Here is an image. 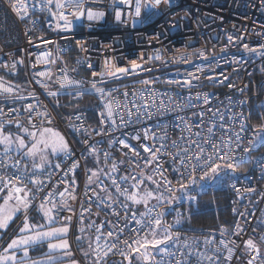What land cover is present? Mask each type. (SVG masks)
<instances>
[{
	"label": "snow or ice",
	"instance_id": "snow-or-ice-1",
	"mask_svg": "<svg viewBox=\"0 0 264 264\" xmlns=\"http://www.w3.org/2000/svg\"><path fill=\"white\" fill-rule=\"evenodd\" d=\"M94 2L95 0H35L36 6L47 20L48 28L57 33L73 30L75 23L85 16L90 22L104 19L105 11H94L91 7H87V4ZM162 4L169 5L170 0H113L114 21L118 25L134 27L146 18L142 13L146 12L150 16L159 11ZM12 7L22 19L29 15V8L24 0H16ZM125 8L127 11H124ZM37 22L39 21H32L33 24ZM53 23H55L54 28ZM172 26L177 25L173 22ZM257 35L264 36V32ZM245 38V35L227 36L229 46H242L250 56H257L264 60V43L250 47L248 43L243 42ZM32 43L34 41L29 40V44ZM55 43L54 40L42 36L38 38L37 47L44 45L51 48ZM77 45L82 49L84 47L80 41H77ZM60 51L61 49L57 47L56 52L60 53ZM226 52L227 47L221 49V53ZM193 56L200 58L201 62L196 63L192 59ZM144 58L145 54L141 53L140 60ZM147 59L161 61L160 50H156L154 55H148ZM220 60L237 66L243 64L242 58L234 57L232 60H224L221 56ZM213 61L216 62L215 65ZM161 62L162 65L182 62L190 65L193 70H185L181 78L161 81L159 77H152L137 80V83L144 85V88L138 90L139 94L134 91L131 99H129V93L125 91L122 94L124 100L121 102L112 96V93L118 90L108 88L107 84L118 81L124 76L135 77L151 73L153 69L138 63L136 59L131 60L128 66H116L106 59L102 68L96 70L95 65L88 58L86 70L91 71L92 79L89 82L90 86L84 87V81L76 80L69 75V72H75L77 69L60 67L59 55L54 57L50 51H42L36 55L33 69L36 65H44L45 70L34 72L30 80L44 90L42 95L58 98L64 94L62 91L64 89L69 90L67 94H74L77 98L83 94L96 95L98 97L96 107L100 109L98 113L100 128L95 135L103 136L114 133L117 128H127L139 123L142 131L134 129V134L131 136L124 132L122 138L109 140V147L114 148L119 145L121 151L127 150L129 159L136 160V168H140V159L144 161V168L152 166L151 174L148 175H145L143 169L135 171L123 160L113 161L107 168L98 167L87 170L85 175L88 179L84 193L87 199L80 201L78 213L69 203L78 199L74 194L77 190L76 175L77 170L82 166L74 150L60 132L45 126L46 123H51L50 113L47 105L41 101L35 91L30 92L28 97L19 95L18 85L5 82L3 78H0V230L7 229L18 213L24 214L22 226L19 227L17 235L0 250V264H61V261L65 260L69 264H78L67 239L75 219H78L80 224L86 225V228L79 229L81 233L87 230L95 232L94 246L93 243H89L87 250H82L89 264H111L108 258L116 254L122 257L121 264L123 261H127V264H192L193 259L196 264H204V261H207V264H221L222 249L227 251V256L224 257L226 262L233 259V252L237 250L233 246L234 241L221 239L220 247L213 249L212 254H208L199 249L195 239L191 241L184 239L181 242L180 234L172 231L181 224L183 217L179 211L176 212L174 224H168L164 217L177 201L187 200L190 207L198 202V195L206 190L205 186L201 184L200 192L196 195L189 191L190 186L196 185L198 180L219 179L221 173L224 177H228L229 173L235 174L241 164L250 162V151L258 146H264V122L250 125L248 121L251 116L229 109L228 119L231 125L225 126L224 116L228 113H222L219 109L212 111L211 93L197 94L195 97L191 95V89L199 86L201 79L217 84H225L230 80V76L217 72L220 61H217L215 55L208 56L204 50H197L193 53H182L173 57L171 61ZM83 63L77 60L78 65L83 66ZM22 64H24L23 59H14L11 63L4 64L2 69L12 73L18 65ZM53 66L59 69V74L51 70ZM261 71H264V67ZM53 76H55V83L59 85V89L55 91L49 86ZM161 82L166 83L169 89L175 86L181 91L188 90L189 95L181 97L180 93H176L177 101L182 100L183 103L177 102L174 108L170 107L173 103L171 91L158 93L154 90L155 83ZM227 87L236 89L232 83H227ZM246 90L247 86L239 89L241 94ZM163 97H167V102ZM28 100L31 102H25ZM114 102L119 105L120 111L113 112ZM235 103L245 106L247 98ZM229 105L234 106L231 98H229ZM198 107L200 110L196 111ZM151 108L157 109L159 117H164L168 113L176 114L174 123L180 136L177 140H172L170 145L166 143L168 139L166 135L158 136L153 128L144 126V120L150 122L152 119ZM125 110L127 120L124 119ZM186 110H192V115L187 117L179 115ZM207 112H211L212 115L206 117ZM217 116L220 118L219 123L216 122ZM117 117H119V123ZM197 117L207 120L209 126L206 133L204 128L196 123ZM76 120L82 121L83 117L77 115ZM236 124H239L238 130H234ZM13 126L15 131L10 130ZM163 126L170 127L169 124ZM160 127V123L154 126V128ZM250 128L252 135L237 158L235 150L242 146V141L247 137ZM81 129L85 137L83 140L85 151L80 155L85 161L95 156L96 163L99 165V149L96 144L102 143L103 140L93 142L89 130L83 128V124L81 128L73 125V131L81 132ZM217 129L220 132L219 137H217ZM133 140L137 141L136 145L131 143ZM158 141L160 144L157 147ZM169 146L175 151L167 152L166 148ZM110 155V152H104L105 165ZM61 156L71 161L70 167H62L64 161L59 159ZM54 160L58 162L54 163ZM21 161L28 163L22 166ZM167 164L171 167H166ZM121 165L124 175L120 174ZM57 171L62 172L63 175L49 190L46 185L51 183ZM197 174H199L198 180ZM170 175L178 177L176 186L169 180ZM105 179L110 183H105ZM231 179L234 180L235 176L233 175ZM29 184L31 188L28 187ZM229 186L235 189V183ZM111 189L115 190V199ZM235 190L237 195H240L241 190ZM254 191L255 189L249 187L244 190V193L250 194ZM37 198L41 200L38 206L35 204ZM93 202L98 209L96 213L98 219L100 211L106 213L99 224L88 219L92 215ZM140 206L143 207V211H140ZM33 208H37L42 223H34V218L29 216L28 213ZM65 211L70 215L63 216L62 213ZM237 212L238 209L234 208L233 213ZM246 214V212L240 213V216L243 217ZM110 217L114 218L115 222ZM54 224L60 226L53 227ZM258 226L264 227V223ZM105 227L109 229L106 234L103 231ZM129 229L135 233L134 238L131 242L127 239L120 241V234ZM244 231L243 225L238 221L231 235L239 237L244 234ZM225 234H228V230L221 227V235ZM257 236L264 243V235L257 233ZM83 238L78 236L76 242L80 243ZM45 242H47L48 251L42 257L32 259L30 250ZM203 243L207 246L214 244L215 241L206 238ZM243 246L246 254L251 256L246 264H257L258 261L264 264V254L261 253L256 241L249 238L243 241ZM157 255L160 259H157Z\"/></svg>",
	"mask_w": 264,
	"mask_h": 264
},
{
	"label": "built area",
	"instance_id": "built-area-1",
	"mask_svg": "<svg viewBox=\"0 0 264 264\" xmlns=\"http://www.w3.org/2000/svg\"><path fill=\"white\" fill-rule=\"evenodd\" d=\"M16 0H0V4L10 14L15 22L18 33L19 41L15 45H6L0 39V78H3L5 82L13 85H18V94L28 97L30 92L35 91L40 96L41 101L47 105L48 112L50 113L51 123H46L45 126L51 124H57L66 136L70 147L74 150L77 159L81 163V167L77 170L76 175V192L74 193L78 199L75 201H69V203L75 208L77 213L80 211V201L87 199L84 196L86 191L85 184L87 183L86 171L89 170L85 163L84 157L80 154L85 151L83 140L84 135L81 132L73 131V125L76 128H87L91 134L90 138L93 142L103 140L102 143H97L96 147L99 149V156L104 158V152L111 153L107 167H110L113 161L123 160L125 164H129L135 171L144 170V173L151 174L152 166L144 168L143 159L139 160L140 168H136V160L129 159L126 154L127 150L121 151V146L117 145L114 148L109 147V140L114 138H122V133L127 132L129 136L134 134V129H141L139 123L128 126L127 128H117L114 133H109L103 136L95 135V132L99 131V111L96 107L98 97L92 94H83L79 98L73 95L67 94L69 90H62L64 94L58 98L46 97L42 95L43 89L37 85L34 81L30 80V77L34 72L44 71V65H36L35 57L42 51H50L53 56L59 55L60 67H67L68 69H77L75 72H69V75L76 80L84 81V87L90 86L92 79L91 71H87V60L90 58L91 62L95 65L96 70H100L105 60H110L116 66H128L130 61L136 59L138 63H142L145 67L153 69L151 73L141 74L138 76H124L118 81H112L107 84L108 88H115L118 91L113 92L112 96L123 102V93L127 91L129 93V99L131 94L138 90L143 89L144 85L137 83V80L159 77L161 81L165 79L181 78L185 70H193L190 65L180 63H168L162 65L161 61H171L173 57L179 56L182 53H193L197 50H204L206 55H215L219 65L217 72H223L225 75L230 76V80L227 83H232L236 86V89H229L227 83L217 84L209 83L206 79H201L199 86L191 89V95L195 97L197 94L211 93L213 103L210 105L212 111L220 110L222 113H228L224 116V125H231V121L228 119V115L231 111L243 112L246 116L245 106H240L239 100L247 98V103L252 98V106L255 110H260L264 107V71L261 68L264 67V60L257 56H250L245 52L242 46H229L227 36H241L245 35L244 43H248L250 47H256L258 44L264 43V36L257 35V33L264 32V0H170L169 5H161L159 11L153 14V18L150 19L148 14L145 15L143 22H138L134 27L129 25H118L114 21V5L113 0H95L94 3L87 4V7H91L94 11H105L106 16L101 21H88L86 16L81 21H77L73 30L69 32L57 33L48 28L47 20L44 18V14L41 13L35 4V0H24V3L28 5L29 15L26 18H21L13 10L12 5ZM124 11H127L125 8ZM148 19V20H147ZM33 20H38L36 24H33ZM173 22L177 26H172ZM91 24V27L89 25ZM55 23H53V28ZM48 37L54 40L56 43L48 48L47 46L40 45L37 47L39 37ZM29 40L34 43L29 44ZM77 41L83 44V49L77 45ZM57 47L61 49L60 53L56 52ZM227 47L226 53H221V49ZM156 50H160L161 61L148 60V55H154ZM27 53V54H26ZM141 53L145 54L144 60H140ZM223 56L224 60L243 59V64L237 66L235 64H226L220 57ZM14 59H23L24 64L18 65L15 72L9 73L7 70L2 69V66L6 63H11ZM192 59L196 63H200V58L193 56ZM77 60L83 61V66L77 64ZM213 61V65H215ZM20 70V77L19 74ZM54 73L59 74V69L55 66L51 69ZM50 89L55 91L59 89V85L55 83V76L52 81L49 82ZM247 86V90L241 94L239 89ZM154 90L158 93L171 91L173 95V103L170 107H175L177 102L183 103L182 100L177 101L176 93H180L181 97H187L189 95L188 90L181 91V89L169 86L166 83H155ZM147 94V93H146ZM229 98L234 102L233 105H229ZM167 102V97H163ZM83 100V104L92 108V115L83 109H71L66 108L70 102H76ZM58 101V106H57ZM25 102H31L30 100ZM131 107V105H129ZM113 112L120 111V107L115 102L112 104ZM198 107L196 111H199ZM152 113L151 121L144 120V126L153 128L156 134L166 135L168 145L172 140H177L180 136L179 130L176 129L174 123L176 114L168 113L164 117L157 115V109L151 108ZM80 115L83 120H76V116ZM182 116H191L192 110H186L179 113ZM211 112L206 113V117H210ZM124 119L127 120V111L125 110ZM119 123V117H117ZM216 122H220L219 116L216 117ZM160 123V128H154V126ZM196 123L206 129L209 126L207 120H201L199 117L196 119ZM250 125V120L248 121ZM169 124L170 127L165 128L163 125ZM12 128H15L14 126ZM239 129V124L235 125L234 130ZM194 130H198L195 129ZM142 131V129H141ZM151 135V133H150ZM220 132L217 129V137ZM252 135V129L248 131L247 137L242 141V146L235 150L237 158L243 152V147L247 146L248 138ZM150 142V141H149ZM216 142L215 140L213 141ZM133 145L137 144V141H131ZM160 142H157V147ZM257 148L261 150H257ZM250 151V162L241 164L240 168H244L243 172H240L235 176V179H227L224 182V188L230 192L229 206L230 215L232 217V225L227 235H218L212 232L209 233H191L185 232L181 234V242L184 239L189 241L195 239L198 243L199 249L205 251L208 254H212V250L220 247L219 241L224 239L225 241H234L233 259L230 262H226L224 257L227 256V251L222 249L221 264H246V261L251 258L243 246V241L249 238L256 241L260 247L261 253L264 254V243H262L257 236V233L264 235V227H259L261 223H264V146H258ZM167 152H174L172 147L166 148ZM142 153V149H141ZM142 155H144L142 153ZM18 159V157H17ZM63 160V168L70 167V160H65L63 156L59 158ZM58 162L57 160L53 161ZM259 162V164H258ZM26 162L21 161V164ZM166 167L170 168L171 165L167 164ZM90 174V173H89ZM121 175H124V169L121 165ZM63 173L57 171L53 176L50 184L46 187L51 190L52 185L57 183V180ZM199 174H197L198 178ZM169 180L176 186L178 184V177L176 175H170ZM105 183H110V181ZM235 183V189H240V195L234 188L229 185ZM29 188L32 186L29 184ZM253 188L255 191L250 194H245L244 190L247 188ZM62 190V188H61ZM113 192V199H115V190ZM46 194V193H45ZM90 195V193H89ZM106 195V194H105ZM40 198H37L35 204H40ZM87 206V205H86ZM238 209L237 213H233V209ZM34 209V208H33ZM32 209V210H33ZM31 210V211H32ZM30 211V212H31ZM92 215L89 220L95 221L97 224L100 220L104 219L106 213L104 211L99 212V219L96 216L98 211L96 203L91 205ZM111 210H109L110 212ZM29 212V213H30ZM247 213L241 217L240 213ZM28 213V214H29ZM63 216L70 215L65 211ZM123 215V213H121ZM24 217V214L22 215ZM111 218V217H110ZM114 221V218H111ZM240 222L245 231L244 234L237 237L231 235L234 231L237 222ZM80 224L78 219L74 220V224L70 227L73 231L76 225ZM134 226V225H133ZM108 228L103 229L104 233L108 232ZM143 235V233H141ZM135 233L131 229L123 232L119 236L120 241L131 240L134 238ZM206 238H210L215 241L212 245H205L203 241ZM5 239H0V249L3 247ZM122 258L119 254L110 255L111 258ZM160 259V256H158ZM192 264H196L193 259ZM207 264V261H204ZM257 264H260L258 261Z\"/></svg>",
	"mask_w": 264,
	"mask_h": 264
},
{
	"label": "trees",
	"instance_id": "trees-1",
	"mask_svg": "<svg viewBox=\"0 0 264 264\" xmlns=\"http://www.w3.org/2000/svg\"><path fill=\"white\" fill-rule=\"evenodd\" d=\"M0 39L6 45H15L19 41V33L15 22L13 21L10 14L4 9V7L0 4ZM19 67V74L20 77ZM83 100H78L75 102L73 107H71L72 102L67 104L66 108L72 109H83L88 115H92V108H88L83 104ZM252 98L247 103L246 114L247 116H251L250 123L253 125L261 123L262 117L258 114V110H255L252 106ZM70 108V109H71ZM257 150H261L257 148ZM101 159L100 163L102 164L104 158L99 156ZM110 159H108L109 161ZM107 161V162H108ZM95 168V164L92 165L91 169ZM244 168L238 169L235 174L229 173L228 177H224L223 181L219 183L217 186H211L209 183H205V191L201 192L200 196L202 197L195 204V207L198 208L194 210H190L188 214H185V217L182 218L181 224L178 227L172 229V231L178 232L180 235L185 232L191 233H215L221 235V227L230 230L232 225V217L230 215V206H229V198L230 192L224 188V182L232 177L236 176L240 172H243ZM223 174V173H221ZM198 179V178H197ZM203 200L205 202V206H199L200 201ZM180 207L183 206L182 203L176 204ZM171 213V211H170ZM183 214V213H182ZM169 217V214L166 215ZM172 216L169 217L171 219ZM175 223V222H174ZM227 235V234H225ZM5 243V242H4ZM116 258V257H115ZM113 259V258H111ZM123 264H126V261H123Z\"/></svg>",
	"mask_w": 264,
	"mask_h": 264
},
{
	"label": "crops",
	"instance_id": "crops-1",
	"mask_svg": "<svg viewBox=\"0 0 264 264\" xmlns=\"http://www.w3.org/2000/svg\"><path fill=\"white\" fill-rule=\"evenodd\" d=\"M23 162H25V161H23ZM101 167L107 168V163L105 165V162L103 161ZM96 168L97 167H95L94 169H96ZM94 169H91V170H94ZM102 179H104V178L102 177ZM105 181L108 182V180H106V179H105ZM21 215H23V212L18 213L17 216L14 217V222H11L10 226L7 229L0 230V239H5V243L3 244V246H6V244L8 242H10V240L17 235L19 227L22 226L23 217H21ZM29 216L34 218L33 219L34 223H42L43 222L41 220L40 215H38V213H37V208H34L29 213ZM90 221H93V220H90ZM54 225L60 226L59 224H54ZM54 225H53V227H55ZM79 227L80 228L81 227H85L86 228V225H79ZM76 229H77V225L75 226L73 231H71V230L69 231L71 233V239L74 238ZM76 233H77L78 236H83L84 237L83 240L80 243H78L79 244V249H78V247L75 246L74 241H72V248H74V250H75V252H76V254L78 256V259H77L78 261L77 262L79 264H89L83 258V256H82L83 255V251L82 250H87L89 243H93V246H94L95 232L93 230H87L85 233H81L78 230V232H76ZM86 242H88V245H86ZM0 250H2V248ZM47 251H48L47 242H45L43 244L34 246V248L30 250V256H31L32 259H38V258L42 257ZM109 260H110L111 264H121V262H119L116 259L115 260L114 259H109ZM61 264H62V261H61Z\"/></svg>",
	"mask_w": 264,
	"mask_h": 264
},
{
	"label": "rangeland",
	"instance_id": "rangeland-1",
	"mask_svg": "<svg viewBox=\"0 0 264 264\" xmlns=\"http://www.w3.org/2000/svg\"><path fill=\"white\" fill-rule=\"evenodd\" d=\"M154 16H153V14L152 15H150V19H152ZM148 20V19H147ZM75 104V102H72V104H71V107H73V105ZM258 114L262 117V119H261V123L262 122H264V107L263 108H261L260 110H258ZM46 127H51L52 129H54L55 131H58V132H60L63 136H64V138L67 140V138H66V136L64 135V133L62 132V130L59 128V126L57 125V124H51V125H47ZM11 131H15V128H12V129H10ZM68 141V140H67ZM99 160L101 161V159L99 158ZM26 163H28L27 161H25ZM84 163H85V165H86V167L89 169V170H91V168H92V165L93 164H95V167H101V163L99 164V165H97V163H96V157L95 156H92V157H89L86 161H85V159H84ZM149 173H145V175H148ZM198 180V179H197ZM223 181V174H221V176H220V178L219 179H213V180H205V181H199L198 180V182H197V184L196 185H193V186H190V188H189V191L191 192V194H193V195H196L198 192H200V185L201 184H203L204 186H206V184L205 183H209V185H211V186H217V185H219V183H221ZM178 195H179V193H177ZM201 194V193H200ZM200 194L198 195V199L200 200L202 197L200 196ZM206 202V201H205ZM205 202H203V200H201L200 201V204H199V206H205V205H208V204H205ZM178 203H182L183 204V206L182 207H180V206H178V205H176V204H178ZM196 208H198V206L197 207H195V204H192L191 205V207L189 206V202L187 201V200H180V201H177L173 206H171V213H170V211H168L167 212V214L166 215H168L169 214V217L170 216H172V218L171 219H169V217L167 218L166 217V215H165V217H164V220L168 223V224H174V222H175V220H176V212L177 211H179L181 214H182V217L184 218L185 217V214H188L189 213V211L190 210H194V209H196ZM140 211H143V207L142 206H140ZM21 217H22V215H21ZM55 227H57V225H54ZM79 224L77 225V229H76V232H78V230H79ZM75 232V235H74V238L73 239H71V233L69 232V234H68V236H67V239H68V241H69V244H70V247H71V249H72V254H73V257L74 258H76V260L78 259V256H77V254H76V252H75V250H74V248H72V241H74V243H75V246L76 247H78V249H79V244L76 242V238L78 237V235H77V233ZM174 232H176V231H174ZM86 245H88V242H86ZM80 251V250H79ZM81 253V252H80ZM83 256V258L85 259V261L86 262H88L89 263V261L84 257V255H82ZM158 256L159 255H157V259H158ZM114 260L116 259V260H118L119 262H122V258H113ZM78 261V260H77ZM126 263H127V261H126ZM62 264H69V262L67 261V260H65V261H62ZM79 264V263H78Z\"/></svg>",
	"mask_w": 264,
	"mask_h": 264
}]
</instances>
